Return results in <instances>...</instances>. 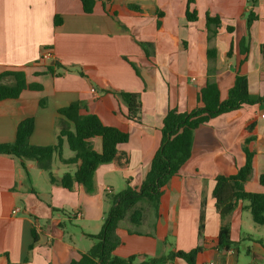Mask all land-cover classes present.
I'll use <instances>...</instances> for the list:
<instances>
[{
  "label": "crops",
  "instance_id": "crops-1",
  "mask_svg": "<svg viewBox=\"0 0 264 264\" xmlns=\"http://www.w3.org/2000/svg\"><path fill=\"white\" fill-rule=\"evenodd\" d=\"M188 1L95 0L86 14L80 0H0V75L23 72L27 84L42 87L0 101V144L13 142L19 123L31 117L29 143L54 145L61 120L57 111L79 103L80 114H94L105 126L128 135L118 148L130 161L125 170L99 166L92 194L76 185L68 191L50 184L49 177L39 193L37 181L43 171L25 161L26 174L19 159L0 154V264H68L87 252L95 244L89 235L99 233L105 218L103 202L110 208L107 195L118 193L108 177L119 173L137 189L159 147L164 116L169 110L186 113L201 106L199 94L207 83L217 86L223 101L236 76H243L249 98H264V0L253 7L258 18L249 28V0ZM187 6L196 12L195 22L187 21ZM207 15L221 20L215 35L206 28ZM55 17L61 20L58 26ZM244 38H248L246 51L241 45ZM44 49L52 56L48 62L40 60ZM49 65H56L52 72L46 70ZM3 82L11 84L13 79ZM113 91L139 94V124L125 118L126 106ZM262 114L264 100L221 114L196 129L189 159L163 188L158 218L147 210L139 225L122 220L117 232L121 245L114 254L124 259L160 257L173 248L190 251L198 242L203 210L204 248L195 264H264V227L253 223L247 202L238 201L233 213L221 220L212 195L218 174L231 176L243 166L245 148L253 158L244 190L264 194L259 183L264 175ZM248 137L253 139L245 144ZM92 146L99 152L100 140L93 139ZM72 157L64 142L62 158ZM74 170L75 165L53 157V177ZM223 224L234 243L224 258L214 241Z\"/></svg>",
  "mask_w": 264,
  "mask_h": 264
},
{
  "label": "trees",
  "instance_id": "trees-1",
  "mask_svg": "<svg viewBox=\"0 0 264 264\" xmlns=\"http://www.w3.org/2000/svg\"><path fill=\"white\" fill-rule=\"evenodd\" d=\"M94 1L80 0L84 13H91ZM191 2L192 0H189L188 4ZM249 3L251 9L246 15L248 28L258 18L252 10L257 0H249ZM130 7L133 10H139L138 7ZM188 8L187 6L186 19L188 22H195L197 20L196 12H190ZM159 18H161L160 14ZM60 23V18L55 17L54 26H58ZM220 24L219 17L206 16V28L211 35L217 33ZM157 26L160 27V20L157 21ZM227 30L231 32L232 27H227ZM247 42L248 38H244L241 41L242 47ZM244 49L247 50L246 47ZM227 54L229 55L230 51ZM261 54L264 56V44L261 45ZM53 66H47L46 70L52 72ZM6 77H11L13 82L11 84L3 82ZM41 89L42 87L38 84H27L23 72H5L0 75V101L17 99L24 90L40 91ZM112 94L125 104V118L139 124L141 122L139 94L117 91H113ZM262 100L264 98L251 100L248 94L247 79L237 75L225 100H220L215 84L207 83L199 94L201 106L186 113L169 110L162 121L159 147L144 180L137 189L131 187L127 181L124 190L107 195L110 208L105 214L102 227L96 235H89L95 244L87 252L79 254L78 259L72 260L68 264H172L175 260L195 264L197 255L204 248L203 210L200 214L196 247L190 251L173 248L160 257L145 255H132L124 259L117 257L114 252L121 245V240L117 235L119 223L128 219L130 223L139 225L143 218V212L147 210H151L154 217L158 218V207L163 188L189 159L194 131L212 118ZM80 109L79 103H72L57 111L61 119L58 122L59 131L56 143L49 146L31 145L29 138L34 129V120L31 117L22 120L17 126L13 142L0 144V154L19 159L26 174L27 169L24 162L33 161L40 171L48 174L50 184L58 185L68 191H71L76 185L86 193L92 194L94 192V174L99 166L112 165L117 170H125L129 167V156L118 148L119 145L127 142L128 135L117 128L105 126L94 114H80ZM251 129L252 127L248 130L251 131ZM95 138H98L101 143L99 152L92 146V140ZM252 139L253 137L246 138L245 144H248ZM64 142L73 153V157L70 159L62 158ZM243 152L245 162L234 175L218 174L216 176L212 191L215 207L221 220H224L233 213L238 201L247 202V209L250 211L253 223L264 227V194L247 193L244 190V185L251 179L253 154L246 148ZM54 156H57L60 162L66 165H75V170L64 173L60 178L53 177L50 171ZM259 183L264 185V175L259 176ZM31 192L35 194L33 190ZM51 210L56 211L53 208ZM32 238L33 242H36L37 236L34 231ZM214 241L222 258L234 246L230 239L229 227L224 224L219 228ZM257 242L262 245L260 240ZM165 243H168L167 239H165Z\"/></svg>",
  "mask_w": 264,
  "mask_h": 264
},
{
  "label": "rangeland",
  "instance_id": "rangeland-1",
  "mask_svg": "<svg viewBox=\"0 0 264 264\" xmlns=\"http://www.w3.org/2000/svg\"><path fill=\"white\" fill-rule=\"evenodd\" d=\"M54 175H55V170H52L51 171ZM40 174L39 175H41V176H39V181H37V192H39V193H42L41 192V187L43 186V188H46V183H47V173L46 172H39ZM43 173V174H42ZM114 175H116V176H110V177H108V182H109V184L111 185V186H113L115 189L114 190H116V192H119V191H121L123 188H125L126 187V181H124V180H122L121 178H119V173L118 174H114ZM109 198V197H108ZM104 201H106V198L104 199ZM104 203V212H105V214L108 212V210H109V208L107 209V204H106V202H103ZM89 232H92L91 231V229H89Z\"/></svg>",
  "mask_w": 264,
  "mask_h": 264
},
{
  "label": "built area",
  "instance_id": "built-area-1",
  "mask_svg": "<svg viewBox=\"0 0 264 264\" xmlns=\"http://www.w3.org/2000/svg\"><path fill=\"white\" fill-rule=\"evenodd\" d=\"M51 59H52L51 53L48 51V49H44L40 55V60L43 62H48ZM92 92L94 93V90H92ZM261 116L264 117V114H262Z\"/></svg>",
  "mask_w": 264,
  "mask_h": 264
}]
</instances>
